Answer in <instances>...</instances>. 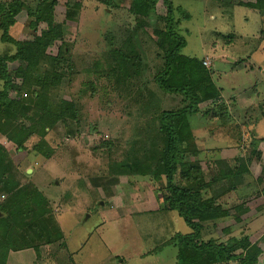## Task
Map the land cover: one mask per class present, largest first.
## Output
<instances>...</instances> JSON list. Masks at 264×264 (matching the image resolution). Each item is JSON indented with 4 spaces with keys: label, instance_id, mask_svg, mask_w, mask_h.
Returning <instances> with one entry per match:
<instances>
[{
    "label": "rangeland",
    "instance_id": "374dc122",
    "mask_svg": "<svg viewBox=\"0 0 264 264\" xmlns=\"http://www.w3.org/2000/svg\"><path fill=\"white\" fill-rule=\"evenodd\" d=\"M21 1L33 9L38 2ZM55 1L53 20L60 24L62 40L47 47L49 55L60 58V67L52 69L60 78L52 97L71 102L64 110L68 116L43 137L31 135L20 149L0 137L8 172L13 165L21 171L23 181L34 183L49 200L56 222L58 216L63 238L39 248L56 264H68L70 253L77 264H176V248L165 243L191 229L177 211L162 208L165 175L156 179L112 171L127 157L156 155L150 144L158 137L153 104L160 112L188 103L163 93L155 80L164 62V42L157 34L168 23L167 3L157 0L144 17L130 14L133 0ZM166 1L172 5L175 32L186 41L176 58L180 75L175 82L190 83L203 97L198 112L188 116L196 151L187 152L185 162L199 166L205 181H212L201 197L215 198L228 211L212 220L216 228L209 221L201 238L209 228L216 242L247 236L262 249L259 264H264V0ZM16 18L10 33L17 39L31 38L46 26L39 21L30 27L26 8ZM14 50L0 40V56ZM196 58L209 61L205 83ZM121 61L134 63L135 73ZM14 66L9 64L11 70ZM9 95L15 98L16 92L11 89ZM22 118L32 120L26 114ZM41 139L52 151L49 158L33 147ZM237 156L242 157L234 162ZM224 160L247 171L215 179L214 169L225 168ZM225 193L231 195L225 199ZM34 255L28 248L12 264H29Z\"/></svg>",
    "mask_w": 264,
    "mask_h": 264
},
{
    "label": "trees",
    "instance_id": "16d2710c",
    "mask_svg": "<svg viewBox=\"0 0 264 264\" xmlns=\"http://www.w3.org/2000/svg\"><path fill=\"white\" fill-rule=\"evenodd\" d=\"M164 1L167 3L169 18L167 26L158 29L157 36L164 42L162 47L165 55H163L161 72L155 80L163 93L180 95L188 103L176 110H160V112L159 105L153 104L155 108L153 118L158 121L153 126L158 137L155 136L156 141H151L150 144L154 147L156 155L151 158H147L144 154V156L127 157L115 164L112 171L120 175L151 174L156 179L165 175L167 194L163 196L162 208L177 211L191 229L188 233L175 234L165 243L176 247V264H227L231 261H238L239 264H259V257L263 251L258 243H250L247 236L221 242H216L213 238L201 239L203 223L219 219L228 214V211L215 198L201 197V191L209 187L212 181H205L199 166L185 162L186 153L196 151L192 144L194 135L188 124V116L198 112L203 97L197 89L192 88L190 83L175 82L174 77L180 75L177 59L186 41L183 36L175 32L172 5ZM156 2L157 0H133L129 12L134 16L149 17L150 10ZM55 3V0H38L33 9L21 0H0V30H2L0 40L15 47L13 53L0 56L2 81L0 137L5 136L16 144L18 149L23 147L33 134L43 137L47 129L54 127L57 122L68 116L64 110L72 106L68 100L56 98V102L52 97V89L60 83V78L53 76L52 69L60 67L58 64L60 58L49 55L47 47L51 46L54 40H62L60 24L53 20ZM73 6L80 4L74 3ZM25 8L31 17L30 27H35L39 21H43L46 26L31 38L17 39L11 35L10 28L15 25L17 14ZM178 9L180 10L179 7ZM66 14L70 17L69 10ZM129 43L135 46L134 43ZM59 53L60 49H57V55ZM116 53L125 63L129 61L127 54L120 51ZM123 61L122 64L135 73V64L132 62L125 64ZM9 64H15L12 70ZM196 65L201 66L199 68L201 82L205 83L210 77V72L202 64V59L196 58ZM188 69L189 67H183L185 73ZM15 78L19 82L14 81ZM34 85L36 88L33 87ZM11 89L16 92L15 98L9 95ZM26 91L27 97L21 98V93ZM216 99L214 98V101ZM25 114L31 116L32 120L25 122L22 118ZM20 119L22 121L17 123L16 121ZM33 147L44 158H49L52 154L44 139L36 142ZM3 154L0 147V195H4L0 200V218H2L0 219V264H6L10 251L32 248L38 253L41 244H53L63 238L62 230L51 210V204L42 190L34 183L23 181V174L17 171L14 165L8 172L9 166L3 163L7 162V158L3 159ZM241 157H234V162L239 161ZM225 163V168L214 169L215 179L219 175L223 180L224 178L230 180L231 177L240 176L247 171V168L239 170L236 163L233 165L226 161ZM177 172L180 182L178 184L175 183ZM230 186L234 187L235 184L230 181Z\"/></svg>",
    "mask_w": 264,
    "mask_h": 264
},
{
    "label": "crops",
    "instance_id": "0c3cea01",
    "mask_svg": "<svg viewBox=\"0 0 264 264\" xmlns=\"http://www.w3.org/2000/svg\"><path fill=\"white\" fill-rule=\"evenodd\" d=\"M17 22V21H16ZM233 61V60H232ZM222 95V94H221ZM233 97L234 98H237L235 95H233ZM195 141H196V139H195ZM228 192V191H227ZM227 193H225V195H223V197H225V199H226V197H228V195L230 196L231 194L229 193V194H227ZM222 197V200H224V198ZM260 217V216H259ZM261 218V217H260ZM259 218V219H260ZM56 219H57V222L59 223V220H58V216H56ZM214 222H212V221H210V224L212 225V226H215L214 224H213ZM60 224V223H59ZM207 225H209V221L208 222H205V223H203V228H202V230H204V232H206V227H207ZM211 226V229H213L214 227H212ZM215 228H216V226H215ZM201 230V231H202ZM209 233L210 234H208V233H205V237L206 238H204V239H208V237L209 238H213L212 236H211V234H212V231L210 230V228H209ZM209 235V236H208ZM202 239V238H201ZM203 239V240H204ZM226 239V238H225ZM170 245H172V246H174L173 244H170ZM175 247V246H174ZM176 248V247H175ZM177 250V249H176ZM39 252L37 253V252H35V255H34V258L32 259V262H29V264H56V262H55V259L53 260V259H50L49 257H46V256H44V249L43 248H39V250H38ZM24 252H26V249H24V250H18V251H10L9 252V256H8V258H7V261H6V264H12V262L14 261L13 259H15V258H17V259H21V256L23 255V253ZM72 254L73 253H70L69 255V258L67 259L68 261H69V263L68 264H77L75 261H74V259H73V257H72ZM13 255V256H12ZM14 255H17V256H14ZM40 256V257H39ZM37 257H39V258H37ZM46 257V258H45ZM175 257H176V254H175ZM123 260V259H122ZM259 260H260V258H259ZM230 263V262H229ZM228 263V264H229Z\"/></svg>",
    "mask_w": 264,
    "mask_h": 264
},
{
    "label": "built area",
    "instance_id": "2783aa9c",
    "mask_svg": "<svg viewBox=\"0 0 264 264\" xmlns=\"http://www.w3.org/2000/svg\"><path fill=\"white\" fill-rule=\"evenodd\" d=\"M202 64H203L204 66L208 67V66H209V61H207V60H202Z\"/></svg>",
    "mask_w": 264,
    "mask_h": 264
}]
</instances>
